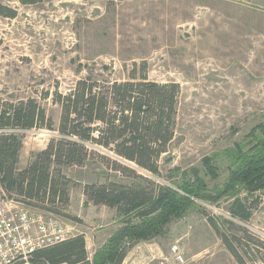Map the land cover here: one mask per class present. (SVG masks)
I'll use <instances>...</instances> for the list:
<instances>
[{"label":"rangeland","instance_id":"374dc122","mask_svg":"<svg viewBox=\"0 0 264 264\" xmlns=\"http://www.w3.org/2000/svg\"><path fill=\"white\" fill-rule=\"evenodd\" d=\"M0 7V104L35 98L57 126L54 91L70 90L86 65L101 71V78L125 79L134 62L140 69L146 62L150 80L180 84L174 138L159 160V173L148 175L110 157L157 186L177 191L195 178L210 189L219 186L227 175L225 149L264 120V0H0ZM8 10L15 16L5 15ZM17 133L22 136L19 168L57 135L43 128ZM109 168L93 157L64 170L73 181L64 212L77 219L26 205L61 220L68 235L103 226L87 251L89 260L108 231L121 225L114 208L87 201L82 190L86 183L107 179L130 181ZM257 195L247 221L232 219L227 197L215 205L195 201L159 234L129 248L121 264H264V192ZM173 245L183 263L175 260Z\"/></svg>","mask_w":264,"mask_h":264},{"label":"trees","instance_id":"16d2710c","mask_svg":"<svg viewBox=\"0 0 264 264\" xmlns=\"http://www.w3.org/2000/svg\"><path fill=\"white\" fill-rule=\"evenodd\" d=\"M5 15L14 17L15 12L8 10ZM146 67V62L141 63V69L134 62L128 77L110 79L101 78V71L86 65V73L70 90L64 94L54 91L53 101L60 106L57 126L35 98L0 104V184L9 199L77 219L64 212L70 199L69 185L73 183L64 172L66 168L81 167L98 157L110 170L130 178L129 182L107 179L82 187L87 201L114 208L121 224L90 260L84 236L76 235L34 252L31 262L121 264L129 248L159 234L172 218L181 217L196 204L195 200L217 204L215 201L224 196L233 218H251L259 203L257 194L264 192V120L251 128L242 142L225 149L227 175L213 190L199 178L179 186L177 191L157 186L135 168L115 158L110 160L117 157L158 174L159 160L174 138L180 84L150 80ZM108 69V65L101 68ZM48 95L46 92L43 98ZM32 128L54 130L57 135L19 168L22 136L17 131ZM89 144L106 149L110 155L94 151ZM225 244L242 263L236 249Z\"/></svg>","mask_w":264,"mask_h":264},{"label":"built area","instance_id":"2783aa9c","mask_svg":"<svg viewBox=\"0 0 264 264\" xmlns=\"http://www.w3.org/2000/svg\"><path fill=\"white\" fill-rule=\"evenodd\" d=\"M68 232L58 218L29 210L25 204L9 199L0 184V264H29L34 252L66 240ZM171 251L175 260L184 262L177 245Z\"/></svg>","mask_w":264,"mask_h":264},{"label":"crops","instance_id":"0c3cea01","mask_svg":"<svg viewBox=\"0 0 264 264\" xmlns=\"http://www.w3.org/2000/svg\"><path fill=\"white\" fill-rule=\"evenodd\" d=\"M26 206V205H25ZM27 207V206H26ZM29 209V208H28ZM37 211H39V210H37ZM106 225H108V224H106ZM98 227H103V226H97V228H95V227H92L91 228V233L90 232H87V234H85L84 233V239H85V247H86V250L88 251L89 250V248L92 246L93 247V245H96V242H93L94 240V237L95 236H98V234H96V231L97 232H100L101 230H99V228ZM117 229V228H116ZM115 228L112 230V231H108V233L106 234V236H105V238L107 239L115 230H116ZM72 231H73V229H72ZM76 231V230H75ZM83 234V232H79V234ZM76 234H71V235H68L69 237H73V236H75ZM106 239L101 243V245L106 241ZM101 245H99V246H101ZM98 246V247H99ZM97 246L94 248V250H93V252L98 248ZM135 248V247H134ZM91 249V248H90ZM131 250V249H130ZM129 250V251H130ZM128 251V252H129ZM93 254V253H92ZM128 254V253H127ZM126 257V256H125ZM125 259V258H124ZM123 259V260H124Z\"/></svg>","mask_w":264,"mask_h":264}]
</instances>
